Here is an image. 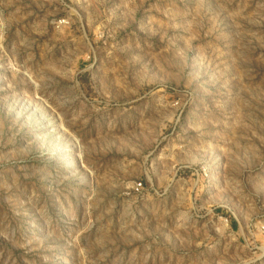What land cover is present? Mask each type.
<instances>
[{"label":"rangeland","instance_id":"1","mask_svg":"<svg viewBox=\"0 0 264 264\" xmlns=\"http://www.w3.org/2000/svg\"><path fill=\"white\" fill-rule=\"evenodd\" d=\"M0 264H264V0H0Z\"/></svg>","mask_w":264,"mask_h":264},{"label":"built area","instance_id":"2","mask_svg":"<svg viewBox=\"0 0 264 264\" xmlns=\"http://www.w3.org/2000/svg\"><path fill=\"white\" fill-rule=\"evenodd\" d=\"M140 187H141V184H140V183L137 184V185H136V191H139V190H140Z\"/></svg>","mask_w":264,"mask_h":264}]
</instances>
